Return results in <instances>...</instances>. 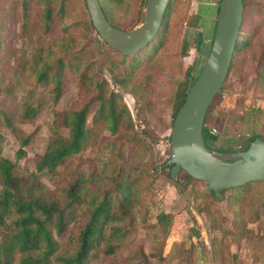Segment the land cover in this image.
Masks as SVG:
<instances>
[{"label":"rangeland","instance_id":"obj_1","mask_svg":"<svg viewBox=\"0 0 264 264\" xmlns=\"http://www.w3.org/2000/svg\"><path fill=\"white\" fill-rule=\"evenodd\" d=\"M38 1H32L30 9L36 11L29 17L20 9L17 21H9L10 27H4L3 37L11 44L6 50L10 51L7 63L1 67L2 72L8 74L1 73L0 77L3 86V96H0L5 98L3 103L8 110L27 103L35 107L37 113L28 120H19L17 116L13 119L12 124L19 130L17 135L0 124V150L3 157L16 163L15 172L19 176L35 173L37 180L60 199L64 197L63 188L67 183L80 177L79 194L88 202L112 186L119 176L130 186L132 196L126 201V209L120 219L111 223L120 229L119 236L112 240L114 251L105 253L106 243H97L90 252L88 264H137L139 253L148 257V262L141 264H264L263 185L256 183L242 188V202L233 200L239 201L240 206H235L231 202V191L227 190L225 197L218 201L202 181L184 172L172 180L167 174L169 170L162 169L170 158L171 118L177 95L186 80L196 79L205 62L215 31L214 9L221 0H172L162 42L156 50L149 49L153 56L143 60L146 68H134L130 84H135L136 95L114 83L106 67L105 57L116 63L114 58L118 55L106 54L109 49L100 37L85 35V32L83 36L82 27L75 24L78 8L73 11L69 8L75 7L74 0H68L65 16L52 23L47 32L45 18L39 16ZM103 1L115 24L133 29L142 23L143 0ZM258 2L263 3L261 9L257 7ZM248 4L242 37L250 35V42L243 48V54L237 56L222 93L214 98L206 115L204 127L216 136L211 145L214 151L230 152L240 148L244 137L253 131L264 137V68L261 70L258 61L264 42V2L248 0ZM37 13L39 24L33 28ZM194 23H197L195 27ZM23 25L32 34L25 32ZM49 47L55 55L49 52ZM88 47L95 52V69L88 75L106 79L108 89L122 95L134 128L125 129L124 119H120L121 125L115 131L103 124L95 125L97 105H94L86 118V128H92L94 134L88 137L80 152L66 157L51 173L35 172V165L55 128L59 134L68 135L67 129L60 125L61 113L79 107L85 95L95 94V90L87 86L88 81L82 88L78 84L79 71L90 56ZM39 53L48 61H54L62 53L81 54L80 69L78 65L66 68L64 78L60 79V90L54 91L53 82L39 80L43 63L38 64V59L34 58ZM53 64L48 72L54 71L57 63ZM147 126L158 136L156 141L142 134ZM134 134L146 143L138 144ZM27 137L28 143L22 145V139ZM20 147L24 153L17 158L16 151ZM209 202V207L217 211L213 218L205 214L204 208ZM87 207V204H77L76 216L68 226L67 241L81 223ZM161 211L173 217L167 235L155 219ZM238 221H243L250 231L248 238L237 239L233 233ZM105 232L111 233L110 227ZM4 234L5 230L0 227V240ZM56 237L51 264H59L57 256L72 250L67 241ZM217 249H220L218 253ZM21 257L19 253L14 254L12 264H20Z\"/></svg>","mask_w":264,"mask_h":264},{"label":"trees","instance_id":"obj_2","mask_svg":"<svg viewBox=\"0 0 264 264\" xmlns=\"http://www.w3.org/2000/svg\"><path fill=\"white\" fill-rule=\"evenodd\" d=\"M33 0H0V77L2 76V66L7 63L10 51V44L4 36V27H10L9 21L16 22L18 12L20 9L23 10V15L29 17L30 13L36 11V9H30ZM145 1L143 0L142 7H145ZM264 2L263 0H260ZM75 7H69L72 11L77 7L78 15L77 22L78 26L82 27V34L94 35L99 37L94 30L91 20L86 11V6L83 0H74ZM172 0L168 5L165 16L163 18L160 30L156 37L140 51L133 55H122L117 50L109 47V51L106 54L112 56L115 52L118 56L114 58V63L109 57H105L106 67L111 73V77L114 83L120 85L125 91L137 94L135 84H130L132 76L135 72L136 66L140 70L146 68L145 58H150L153 55L149 49L156 50L159 44L163 40L164 28L167 26V20L172 7ZM221 2V1H220ZM101 8L107 18V20L115 27L130 30L131 28H123L115 24L106 10L103 0H99ZM244 11L243 21L240 27L238 40L234 49L232 62L229 71L232 69L237 56L243 54V48L250 42V35L242 37V32L245 28L246 14L249 9L248 0H244ZM256 4V3H255ZM258 9L263 7V3H257ZM38 10L41 15L40 17L45 18L46 21V32L51 30L50 25L56 20H61L67 11L68 0H39ZM220 5V3H219ZM219 9V6H218ZM21 18V16H20ZM37 22L32 23L31 27H36L39 24L38 13L36 15ZM20 20V19H19ZM28 23V22H27ZM26 23V24H27ZM25 24V25H26ZM197 23L192 24L195 27ZM23 25V27L25 26ZM12 31V29H10ZM25 32L32 34L27 26H25ZM16 37V36H15ZM19 38V34L17 35ZM20 39V38H19ZM11 40V39H10ZM18 39H14L13 42H17ZM9 44V45H8ZM187 47V43L184 46V50ZM40 50L43 51L44 47L41 46ZM90 52L86 60L84 68L79 71L78 84L82 88L86 81L87 86L95 90V94L85 97L79 107L72 108L69 111L61 113V126L66 128L68 135L64 136L58 133V128H55L54 133L51 135L44 153L37 161L35 165V172L38 173H51L54 171L66 157H73V155L80 152L84 144L88 140V137L94 134L92 128L87 130L86 118L89 110L97 105V115L93 119V123L105 127H110L115 131L118 126L121 125L120 119H124V128H134L133 119L127 105L122 101V95L108 89V81L106 79H100L98 76L90 77V71H93L94 61L93 52L91 47L87 48ZM86 51V53H88ZM112 51V52H111ZM49 52L55 55V51L49 47ZM41 53L36 55L34 58L38 59V64L43 63L39 69V80H45L47 83H54V91L60 90L62 81L61 77L64 76L66 68L77 66L80 69L78 63L82 58L81 54L78 56L73 53H62L61 56H57L54 61H48L46 57L39 56ZM259 58L260 68H264V42ZM75 61V63H74ZM53 72H48L47 69L51 68L54 64ZM18 67V66H17ZM5 74H8L5 72ZM189 74V73H188ZM64 78V77H63ZM193 79V78H192ZM2 80V79H0ZM194 81V80H193ZM188 85V80L184 84V88L180 91V95H177V104L172 114L171 124L173 123L174 117L181 107L185 99V89ZM2 84L0 85V95L3 94ZM53 91V90H52ZM97 91V93H96ZM2 93V94H1ZM89 93V92H87ZM86 93V94H87ZM3 96V95H2ZM0 124L6 125L11 128L14 134H18L17 130L12 124L13 119L17 116L19 120H28L33 118L37 109L27 103L17 105L13 110H8L5 106V98L0 96ZM206 121V119H205ZM146 125L148 123L146 122ZM172 127V125H171ZM145 137H150L152 141L157 140V135L147 126L141 131ZM125 137V133L123 134ZM136 142L138 144H145L146 141L142 140L141 137H137ZM129 138V135H127ZM131 138V137H130ZM256 138H262L260 134L252 132L249 136H245L240 148L231 150L230 152L242 151L247 149L249 144ZM1 139V135H0ZM144 139V138H143ZM203 139L205 145L212 149L211 145L214 143L216 136L213 135L210 130L206 127L203 128ZM29 141V137L22 139V145H26ZM1 149V147H0ZM217 152L228 153L227 150L216 149ZM24 153L22 147L16 151V157L19 158ZM152 164V162H151ZM133 166V165H132ZM137 165L133 166L136 167ZM16 163L8 158L1 155L0 150V227L5 230V234L0 240V264H12L14 261V254L19 253L22 257L20 258V264H51L50 256L55 253L56 249V235L60 239L66 240L69 223L76 216L77 204H87L88 207L85 210L83 219L77 229L70 233L67 244L71 245L70 252H62L57 256L59 264H88L90 252L94 249L95 244L105 242V253H112L114 251V245L112 240L119 236L120 229L111 223L117 219H120V214L126 209V201L132 196L130 186L123 181L119 176L118 180L110 187H107L96 194L89 202L79 194V180L82 178H75L73 181L67 183L66 187L63 188L65 193L62 199L55 193H52L47 189L43 183L37 180L35 173H30L26 177H21L15 172ZM139 167V166H138ZM169 168L166 163L162 169ZM169 175V172L167 173ZM259 183L264 186L261 181L249 182L243 186H238L230 189L221 191L222 199L225 197L227 190L232 192V203L235 206H240L239 201H233L235 199L242 202V188H248L252 185ZM211 195L218 201L213 192ZM245 194V192L243 193ZM264 200V198H263ZM88 202V203H85ZM238 204V205H237ZM209 202L205 209V214L210 218L217 216V211L214 207H209ZM116 208V210H114ZM264 211V201H263ZM215 215V216H212ZM239 218V216H237ZM156 222L164 232L168 234V229L172 224V215L164 211L159 212L156 217ZM110 227L111 233H106V228ZM237 239L248 238L250 231H247V227L243 221L236 222V226L233 230ZM107 234V235H106ZM97 244V245H98ZM220 249H217V253ZM139 252V251H138ZM137 258V264L148 262V257L145 254L139 253ZM155 255H153L154 257Z\"/></svg>","mask_w":264,"mask_h":264},{"label":"water","instance_id":"obj_3","mask_svg":"<svg viewBox=\"0 0 264 264\" xmlns=\"http://www.w3.org/2000/svg\"><path fill=\"white\" fill-rule=\"evenodd\" d=\"M92 26L109 47L133 55L158 34L171 0H146L144 18L137 27L124 30L106 18L99 0H83ZM244 0H221L212 44L196 79L189 78L185 99L170 132L169 177L180 172L202 181L208 192L222 199L221 191L249 182L264 184V139L256 138L247 149L221 153L205 145L203 128L214 98L222 93L243 21Z\"/></svg>","mask_w":264,"mask_h":264},{"label":"crops","instance_id":"obj_4","mask_svg":"<svg viewBox=\"0 0 264 264\" xmlns=\"http://www.w3.org/2000/svg\"><path fill=\"white\" fill-rule=\"evenodd\" d=\"M215 16L217 17L218 14V7H215L214 9ZM215 24H216V18H215ZM215 26V25H214ZM215 28V27H214ZM214 32V31H213Z\"/></svg>","mask_w":264,"mask_h":264},{"label":"built area","instance_id":"obj_5","mask_svg":"<svg viewBox=\"0 0 264 264\" xmlns=\"http://www.w3.org/2000/svg\"><path fill=\"white\" fill-rule=\"evenodd\" d=\"M170 155H171V153H170Z\"/></svg>","mask_w":264,"mask_h":264},{"label":"bare ground","instance_id":"obj_6","mask_svg":"<svg viewBox=\"0 0 264 264\" xmlns=\"http://www.w3.org/2000/svg\"><path fill=\"white\" fill-rule=\"evenodd\" d=\"M131 101V100H130Z\"/></svg>","mask_w":264,"mask_h":264}]
</instances>
